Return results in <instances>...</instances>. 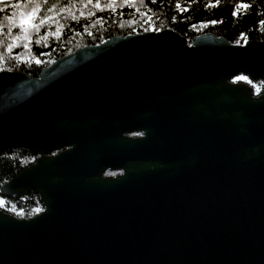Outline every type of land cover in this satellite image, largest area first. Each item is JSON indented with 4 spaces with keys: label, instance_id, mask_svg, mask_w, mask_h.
<instances>
[{
    "label": "water",
    "instance_id": "obj_1",
    "mask_svg": "<svg viewBox=\"0 0 264 264\" xmlns=\"http://www.w3.org/2000/svg\"><path fill=\"white\" fill-rule=\"evenodd\" d=\"M240 75L264 81V42L171 29L0 72V152L39 156L0 195L44 207L0 211V264H264V92Z\"/></svg>",
    "mask_w": 264,
    "mask_h": 264
},
{
    "label": "trees",
    "instance_id": "obj_2",
    "mask_svg": "<svg viewBox=\"0 0 264 264\" xmlns=\"http://www.w3.org/2000/svg\"><path fill=\"white\" fill-rule=\"evenodd\" d=\"M242 3L250 7L240 8L233 15ZM37 4L39 11L33 24L40 25L45 16L50 19L38 28L21 29V13L31 12ZM96 4L97 0H19L0 5V72H22L37 78L43 69L81 48L117 36L167 29L189 42L203 34L225 38L234 45L264 42V25L259 23L264 20V0H219L218 4L216 0H99L100 7ZM33 162L32 154L25 151L0 152V187ZM4 210L26 219L41 213L44 207L38 196L26 194L7 201Z\"/></svg>",
    "mask_w": 264,
    "mask_h": 264
},
{
    "label": "snow or ice",
    "instance_id": "obj_3",
    "mask_svg": "<svg viewBox=\"0 0 264 264\" xmlns=\"http://www.w3.org/2000/svg\"><path fill=\"white\" fill-rule=\"evenodd\" d=\"M89 2H91V0H89ZM152 2L155 3L156 0H152ZM216 3L218 4L219 0H216ZM15 6L16 5L14 4L13 7H15ZM109 6L111 7V5H109ZM96 7H100L99 0H97ZM176 7L179 8L180 5L177 4ZM249 7H250L249 4H244V3L239 4V5H237V11L233 12V15H236L240 8L248 9ZM48 10L52 11L51 8H49ZM38 11H39V5L37 4V6L34 7L31 12L21 13L20 21H19L20 28L24 29V30H26L30 26L38 28L39 26L43 25L46 20L50 19V17L45 16V17L40 19V25L33 24V21L37 18ZM8 19L11 21L12 17L10 16ZM212 23H217V21H212ZM259 23L261 25H264V20H260ZM8 50L11 51V46H9ZM36 63H40V61L37 59ZM234 80L235 81L244 80L245 82H247L249 84L253 83L247 76H238V77H235ZM259 93H260V89L256 88V94H259ZM140 135H143V133H140ZM106 175H107V173H106ZM4 206H5V201L3 199H0V207H4Z\"/></svg>",
    "mask_w": 264,
    "mask_h": 264
},
{
    "label": "flooded vegetation",
    "instance_id": "obj_4",
    "mask_svg": "<svg viewBox=\"0 0 264 264\" xmlns=\"http://www.w3.org/2000/svg\"><path fill=\"white\" fill-rule=\"evenodd\" d=\"M190 44H191V42H189ZM250 79V78H249ZM251 80V79H250ZM253 83L252 84H249V83H247V82H244V84H246V85H248V86H250L252 89H253V92H254V95L255 96H260L263 92H264V82L262 83L261 81H263V80H258V81H253V80H251ZM255 86V87H254ZM256 88H259L260 89V93L259 94H256ZM140 133H143V132H138V131H132V132H129V133H127V134H125L124 135V137L126 138V139H130V140H136V139H139V138H142V137H144V133H143V135H140ZM66 149H62L60 152H62V151H65ZM57 153H59V152H55V153H53L52 155H55V154H57ZM32 156L34 157V162H33V164L39 159V156H37V155H33L32 154ZM106 173H107V175H106ZM123 171L122 170H111V169H107L105 172H104V176L105 177H112V178H114V177H118V176H120V175H123ZM4 186V185H3ZM21 197V196H20ZM20 197H18V198H20ZM0 199H3L5 202H7V201H10V200H12V199H6V198H3L1 195H0ZM6 204V203H5ZM5 207H1L0 208V211H2V212H4V213H6L5 212ZM6 214H8V213H6Z\"/></svg>",
    "mask_w": 264,
    "mask_h": 264
},
{
    "label": "rangeland",
    "instance_id": "obj_5",
    "mask_svg": "<svg viewBox=\"0 0 264 264\" xmlns=\"http://www.w3.org/2000/svg\"><path fill=\"white\" fill-rule=\"evenodd\" d=\"M240 76H243V75H240ZM233 82H234V83H244L245 81H244V80L235 81V80L233 79ZM5 203H6V202H5ZM5 206H6V204H5ZM5 206H4V207H5ZM0 208H1V207H0Z\"/></svg>",
    "mask_w": 264,
    "mask_h": 264
}]
</instances>
